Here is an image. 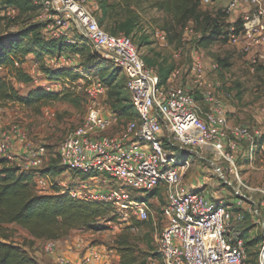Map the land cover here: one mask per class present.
<instances>
[{"label":"built area","instance_id":"2783aa9c","mask_svg":"<svg viewBox=\"0 0 264 264\" xmlns=\"http://www.w3.org/2000/svg\"><path fill=\"white\" fill-rule=\"evenodd\" d=\"M214 2L219 3L226 18V44L241 46L246 53L264 51V0H201V5ZM34 3L40 6L34 22L43 25L47 37L66 38L74 25L104 61L121 71L134 112L132 119L116 128V117L108 110L99 105L90 107L82 123L63 139L57 152L59 169L74 174V179L87 177L80 179L79 185L72 181L63 188L69 197L108 205L117 222L129 223L148 221L152 208L151 203L136 199L127 189L153 193L154 197L163 195L157 256L145 264H245L246 248L241 239L232 236L230 225L231 220L242 221L248 215L263 231L257 263L264 264V190L249 188L236 164L240 143H250L247 153H252L255 136L243 126L228 125L223 101L216 96L219 84L207 79L199 58L192 60L186 85L181 83L179 70L171 72L166 84L160 85L157 72L146 66L132 38L110 35L99 26L98 0ZM49 62L58 70L71 68L73 61L62 55ZM218 69L216 64L211 71ZM28 75L37 85L43 82L40 88L53 91L45 77L40 81ZM37 76L43 77L40 72ZM88 94L106 100L107 88L94 82ZM15 138L22 139L15 127L1 134L0 159L10 161ZM22 148L17 167L33 174L35 190L48 192L54 184L41 173L46 151L31 144ZM176 150L187 156L193 154L200 162L215 157L207 165L219 176V189L205 193L210 181L205 178L184 183L192 164L187 159L176 162ZM109 180L119 182L121 187L104 188ZM224 189L228 190V205L223 201ZM256 194L262 196L260 203L253 198ZM111 251L77 245L76 257L68 259L57 253L55 241L42 243V252L55 264H109ZM114 259L118 263V257Z\"/></svg>","mask_w":264,"mask_h":264},{"label":"rangeland","instance_id":"374dc122","mask_svg":"<svg viewBox=\"0 0 264 264\" xmlns=\"http://www.w3.org/2000/svg\"><path fill=\"white\" fill-rule=\"evenodd\" d=\"M107 1L108 3L118 5V8L122 12L125 11L121 17L122 20H133L134 28L129 37L133 39L137 47L140 46L139 52L141 57L150 68L162 75L179 70L182 79L181 83L182 85H186V75H188L192 67L193 58L197 56L205 68L207 79L212 83L219 84L216 96L223 101L228 125L243 126L248 129L251 135L255 136L254 138H264V51L260 49L254 53H246L242 50L241 46L219 43H213L203 48L199 44L203 35V26L191 21L182 27L174 26L169 16L153 8V4L157 0ZM199 8L202 12L212 15L220 7L218 2H214L210 6L201 5L200 0ZM5 13L11 18L17 14L13 10H7ZM32 22V20L26 21V18L21 17L17 25H11L7 29L2 25L0 27V34L2 32L14 33L22 29L25 24ZM42 33L44 34V32ZM65 39L68 42L77 44L78 48L83 47L81 55H67L68 60L73 61L71 67L75 66V73L79 74L81 79L73 83L67 81L49 82L53 90L49 92L60 93L63 91L64 93H68L74 98L76 106L73 107L61 101L40 109H27L17 104L0 106V136L3 132L10 131L15 127L21 134L22 139L15 138L14 142L17 140L23 145L31 144L33 148L44 149L46 151V162L44 161L41 169H44L46 166H50L56 170L59 169L57 152L60 143L82 123L90 107L99 105L102 109H108L110 111L109 114L111 113V115L116 117V128L121 123L127 121L124 117L118 116L119 112H113L110 109L112 101H105L102 98L95 99L88 94L90 84L99 82L95 73L98 66L101 65V61L99 60L91 66H86V60L90 55H96L102 59L100 55L90 43L83 39L74 25L69 30L68 37ZM51 59L53 58L43 57L41 61H37L33 56H27L24 60L23 70L27 74L34 76L35 79L42 81L44 76H37L39 65L44 64L45 67L53 69V64L49 62ZM217 60H226L228 67L221 69L218 66V70L211 71L212 66L217 64ZM33 71H35V74L32 73ZM117 74L116 85L121 86V92L130 101L129 94L124 88V78L120 71ZM9 75L10 73L7 68H0V77L8 79L11 78ZM39 85L42 86L43 82L37 85L32 80L28 85L14 84L18 93L22 96H25L28 91L34 88H40ZM195 98L198 102L200 101L197 95H195ZM208 158V162L215 160V157ZM184 159H187L192 164L189 172L185 175L184 183H192L195 179L196 182H200L205 178L206 181L210 179L208 185L204 188L205 193L210 194L212 191L214 192L219 189V184L216 186V178H220L218 175L216 177L214 172L211 171L207 165L208 162H200L193 154L187 156L182 151L176 150L174 152V160L176 162L181 163ZM217 163L221 164V166L223 165L220 161H217ZM237 163L239 164L240 175L248 187L264 190V142H261L259 151L247 153L243 159H238ZM62 179L70 185L66 175ZM73 181L76 185H79L80 177L76 176V179ZM108 186L121 187L119 182L111 180L103 187L106 188ZM126 191L131 193L136 199L151 203L152 213L148 221L138 222L133 220L129 223H119L116 221V223H108L106 225L108 229L98 233L87 231L71 232L67 236L70 242H76L80 248L92 245L112 250L113 252L109 253V264H117L114 259L115 256L118 257L114 249V242L120 237L129 239L130 246L135 251L139 264L142 262L146 263L148 259L153 257L157 252V240L162 230L159 209L161 208L164 196L161 194L156 197L148 196L147 193H134L130 189ZM227 193L228 190L224 189L222 194H224V204L228 205L231 202L228 201ZM253 198L258 203L262 200V196L259 194L253 195ZM261 212L263 213V211ZM245 217L242 221L231 220L230 232L232 236L236 238V234L248 228V237L245 241L252 240L253 238L261 241L263 238L261 227L256 224L257 222L250 220V216L246 215ZM11 228L14 230L13 242L16 244H27L26 242L29 240L27 233L14 226ZM41 250L42 243L36 242H33L27 248V251L32 256H35V253L41 252ZM257 252L258 245L247 246L245 264H258Z\"/></svg>","mask_w":264,"mask_h":264},{"label":"trees","instance_id":"16d2710c","mask_svg":"<svg viewBox=\"0 0 264 264\" xmlns=\"http://www.w3.org/2000/svg\"><path fill=\"white\" fill-rule=\"evenodd\" d=\"M98 4L99 26L110 35L121 34L129 37L134 22L131 19H121L125 11L122 12L118 5L108 3L107 0H98ZM199 7L200 0H157L153 4V8L169 16L176 27H182L190 21L202 25L203 35L199 44L203 48L213 43L226 44L225 15L220 10L210 15L202 12ZM7 10L17 12L16 16L12 18L7 16L5 13ZM39 10L40 6L35 4L34 0H0V27L4 25L3 27L7 29L11 25H17L21 17L26 18V21H33L14 33L0 34V68H7L11 77L8 79L0 77V106L17 104L27 109H40L58 101L76 106L74 98L63 91L57 93L34 88L22 96L14 86V84L28 85L32 81L23 70L27 56H33L37 61H41L43 57L79 56L83 51V47L78 48L77 44L68 42L65 38L55 39L43 34V25L34 22ZM83 39L88 42L84 37ZM99 60L102 66L99 64L95 76L98 77L99 83L107 88L105 101H112L110 109L119 112V117L132 119L134 117L132 104L121 92V86L116 85L117 73L120 70L96 55L87 58L86 66H91ZM217 66L226 69L228 64L226 60H217ZM39 72L52 83L59 81L73 83L81 79L79 74L75 73V66L54 70L40 64ZM157 75L160 85H165L170 73L167 75L157 73ZM122 77L126 82L125 77L123 75ZM262 141L264 142V138H254L252 147L255 148L252 152L259 151ZM240 148L236 156L238 167V159H243L244 155H247L250 143L242 142ZM53 170L59 173L65 172L61 169ZM45 171L42 169L41 173L45 174ZM70 175L74 177V174ZM33 177L32 173L23 172L9 160L0 159V264H39L27 251L33 242L58 241L76 231L103 232L108 229L106 226L108 223H116L117 217L110 206L74 200L69 197L67 191L58 188L55 184L50 188L51 194H41L35 190ZM85 178L87 177H80L82 180ZM152 195L153 193L148 196ZM12 226L27 233L29 237L27 244L13 242ZM247 232L248 228L243 229L236 234V238L243 241L245 248L259 245L260 241L257 238L245 241L248 237ZM114 245L119 258L117 264H139L128 238L120 237L115 240ZM156 256L157 252L153 257Z\"/></svg>","mask_w":264,"mask_h":264},{"label":"crops","instance_id":"0c3cea01","mask_svg":"<svg viewBox=\"0 0 264 264\" xmlns=\"http://www.w3.org/2000/svg\"><path fill=\"white\" fill-rule=\"evenodd\" d=\"M24 67V66H23ZM23 144L21 142H18L17 140L13 142V148L10 151L11 157L10 162L17 166L19 164V153L23 151L24 148H22ZM252 148H255L254 146ZM46 162V160H45ZM43 170L45 171V174L47 177H49L50 181L55 184L58 188L63 189L64 187L69 186L67 182H65L62 177L67 176L70 183L73 181V176H70V174L63 172L59 173L50 168V166H46ZM53 171V173L50 174V172ZM51 190L49 189L46 193L41 194H51ZM36 243H43L45 241H35ZM56 247H57V253L62 256H66L68 259H74L76 257V242L71 243L70 239L68 237L55 241ZM36 260L39 264H55V262L47 255H45L42 250L41 252L35 253Z\"/></svg>","mask_w":264,"mask_h":264}]
</instances>
